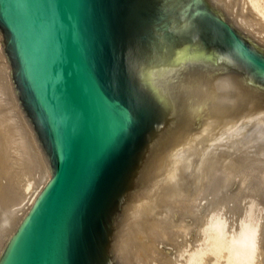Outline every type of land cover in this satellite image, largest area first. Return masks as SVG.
<instances>
[{
  "label": "water",
  "instance_id": "1",
  "mask_svg": "<svg viewBox=\"0 0 264 264\" xmlns=\"http://www.w3.org/2000/svg\"><path fill=\"white\" fill-rule=\"evenodd\" d=\"M262 194L264 41L226 0H0V264H169Z\"/></svg>",
  "mask_w": 264,
  "mask_h": 264
},
{
  "label": "rangeland",
  "instance_id": "2",
  "mask_svg": "<svg viewBox=\"0 0 264 264\" xmlns=\"http://www.w3.org/2000/svg\"><path fill=\"white\" fill-rule=\"evenodd\" d=\"M227 1H228L227 3L229 4L230 9L234 15H236L240 18L244 17V19L246 21H248V20H250L251 22L253 21L252 24H254V25H255V23H257V25H255L256 27L255 26L253 27L252 24H250V26H248V27H252L255 29L259 28L258 29L259 33H261L262 35L264 34V23H263L264 21L263 20H262L263 22L260 21V18L262 15V13L260 11L253 9V7L251 5H249V2L247 0L246 1L245 0H230V1L227 0ZM241 15H242V17H241ZM250 21H248V22L250 23ZM261 193H263V191L259 190L258 188H254V187L250 186L249 189H247L244 193H242L239 198H237L235 201H233L231 203V205H229L222 213H220L218 215L219 219H221L224 222V226H223L224 229L221 232L222 236H220V241L215 240L216 238H218L216 231L214 232L215 228L213 225H212L213 227L212 226L210 227L209 232H208V237H207L206 242L204 244L205 246L203 247L204 249H202V250L200 249L201 250L200 253L203 254L202 255L203 258H201V259H203V260L205 259V261L207 262L210 259L214 258L217 255V252L218 253L224 252L225 256L222 255V257L230 258L231 264H238L237 263L238 261L233 259V255H234V249L232 246L233 241L236 238V236L238 237L239 235H241V232L244 230H247L249 227L255 225V228H256L258 225L257 219H259V218H260V222H259L260 224L259 225L261 226V223H262V218H261L262 208L261 207L263 205V203H261L262 202ZM212 234L214 235L213 239H212V236H213ZM209 239L211 242L209 241ZM257 241L258 242L256 243L255 248L259 252L256 251L258 253L255 254V256H256L255 260H254L255 262L253 261V263L261 264L260 263V257H261V254H260V252H261V248H260L261 247V243H260L261 240H260V238L257 239ZM214 242H217L216 245ZM218 242H220V243H218ZM196 243L199 245V243L197 241H196ZM196 243L194 244L195 245L194 247L191 246L193 251H195L196 247L198 246ZM210 243L214 244L215 246L210 244ZM191 247H189V249H187L185 252H183L178 258H176L175 259L176 261L173 260V262L185 261L186 256H187L186 254H188V253L190 254L192 252V251H190ZM199 247L200 246H198V248ZM205 247H207V248H205ZM205 249H206V251L203 252ZM211 250H214V252ZM209 253L211 255H213L214 257L213 256H206V255H210ZM221 254H223V253H221ZM221 254L220 255L218 254V255L221 257ZM202 262H204V261H201V264H202Z\"/></svg>",
  "mask_w": 264,
  "mask_h": 264
},
{
  "label": "bare ground",
  "instance_id": "3",
  "mask_svg": "<svg viewBox=\"0 0 264 264\" xmlns=\"http://www.w3.org/2000/svg\"><path fill=\"white\" fill-rule=\"evenodd\" d=\"M227 1V0H226ZM230 1V0H229ZM246 1V0H245ZM248 2H249V5H251L252 7H253V9H256L257 11H260L261 13H262V15H261V18H260V21H264V0H247ZM228 2V1H227ZM228 4V3H227ZM228 7H229V9H230V6H229V4H228ZM231 10V9H230ZM240 15V14H239ZM251 16V15H250ZM238 17V16H237ZM241 17H242V15H241ZM247 17V16H246ZM244 24H246L247 26H250V24H252V22L250 21V20H248V21H250V23L248 22V21H246L245 19H244V17L243 18H240V17H238ZM257 18V17H256ZM255 19V18H254ZM257 20V19H256ZM259 20V19H258ZM262 21V22H263ZM264 23V22H263ZM260 24V23H259ZM253 25V27L255 26V25H257V23H255V25L254 24H252ZM251 25V26H252ZM256 27V26H255ZM259 27V26H258ZM249 28H251V30L259 37V38H261L263 41H264V34L262 35L261 33H259V31H258V29H255V28H252V27H249ZM261 31V30H260ZM263 193H261V195H262ZM262 203V202H261ZM261 207V206H260ZM262 208V207H261ZM261 212H262V210H261ZM260 213V212H259ZM261 214V213H260ZM259 215V214H258ZM260 216V215H259ZM260 218L259 219H257V223H258V225H257V227L255 228V225H253V226H251V227H249L247 230H244V231H242L241 232V235H239L238 237L236 236V238L234 239V241H233V249H234V255H233V259H235L236 261H238L237 263L238 264H255V263H253V261L255 260V254L256 253H258L259 251L258 250H256V243L258 242L257 241V239H259L260 238V240H261V237H262V233H261V226H262V223H261V226L259 225L260 223ZM214 226V228H215V230H214V232L216 231V234H217V236H218V238H216L215 240H218V241H220V236H222L221 235V232L223 231V226H224V222L221 220V219H219V217L217 216V217H215L214 218V220L212 221V223H211V226ZM212 226V227H213ZM214 234V233H213ZM212 234V235H213ZM214 238V235L212 236V239ZM211 239V238H210ZM210 239H209V241H210ZM211 239V240H212ZM233 239V238H232ZM213 241V240H212ZM222 241V240H221ZM211 242V241H210ZM213 243V242H212ZM212 243H210V244H212ZM215 243V245H216V243L217 242H214ZM218 243H220V242H218ZM261 243V242H260ZM197 244V243H196ZM209 244V243H208ZM198 245V244H197ZM196 245V246H197ZM212 245H214V244H212ZM214 245V246H215ZM195 245H192V247H194ZM198 246H200V245H198ZM198 246L196 247V250L195 251H193L192 250V247H191V249H190V251H192L190 254L188 253V254H186L187 256H186V259H185V261H177V262H171V263H169V264H201V261H204V262H202V264H231V261H230V258H228V257H226V258H224V257H222V255L223 256H225V254H224V252H217V255L214 257L213 255H211L210 253V255H206V256H213L214 258H212V259H210L209 261H205V259L203 260V259H201V258H203V254L202 253H200V251L202 250V248H201V246L198 248ZM205 246V245H204ZM210 246V245H209ZM231 246V247H232ZM211 247V246H210ZM205 248H207V247H205ZM261 248V247H260ZM189 249V248H188ZM201 249V250H200ZM204 249V248H203ZM209 249V248H208ZM215 249V248H214ZM217 250V249H216ZM206 251V249L203 251V252H205ZM211 251H213L214 252V250H211ZM256 251H258V252H256ZM189 252V251H188ZM221 253H223V254H221ZM213 254V253H212ZM221 254V257L219 256V255ZM260 254H261V252H260ZM259 255V254H258ZM208 258V257H207ZM206 258V259H207ZM260 259H261V257H260ZM208 260V259H207ZM174 261H176V260H174ZM255 262V261H254Z\"/></svg>",
  "mask_w": 264,
  "mask_h": 264
}]
</instances>
